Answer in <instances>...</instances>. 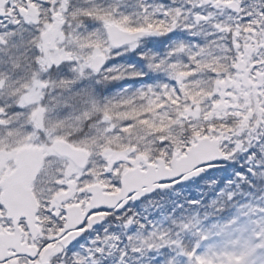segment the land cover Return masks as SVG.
I'll use <instances>...</instances> for the list:
<instances>
[{"label":"snow or ice","instance_id":"snow-or-ice-1","mask_svg":"<svg viewBox=\"0 0 264 264\" xmlns=\"http://www.w3.org/2000/svg\"><path fill=\"white\" fill-rule=\"evenodd\" d=\"M0 264H264V0H0Z\"/></svg>","mask_w":264,"mask_h":264}]
</instances>
